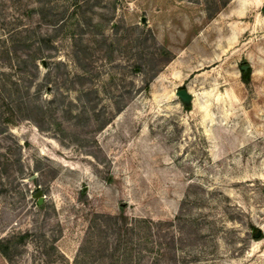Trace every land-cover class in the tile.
<instances>
[{
  "label": "rangeland",
  "instance_id": "374dc122",
  "mask_svg": "<svg viewBox=\"0 0 264 264\" xmlns=\"http://www.w3.org/2000/svg\"><path fill=\"white\" fill-rule=\"evenodd\" d=\"M96 214L150 222L132 264H264V0H0L11 264H73Z\"/></svg>",
  "mask_w": 264,
  "mask_h": 264
},
{
  "label": "trees",
  "instance_id": "16d2710c",
  "mask_svg": "<svg viewBox=\"0 0 264 264\" xmlns=\"http://www.w3.org/2000/svg\"><path fill=\"white\" fill-rule=\"evenodd\" d=\"M74 5H77L76 2ZM242 80L245 84H250L251 70L242 73ZM149 87V83L146 84ZM186 109H190L189 104H185ZM119 109L118 111H120ZM150 224L144 219L123 218V223L118 217L104 214H96L90 227V235L86 245L82 247V252L73 264L88 263L89 261H100L101 264H132L134 260L133 239L138 234V229ZM115 234L117 239L114 248H109V236ZM32 234L29 232L10 235L0 238V254L11 264L13 262L12 251L18 245H25ZM98 239V246H91L92 239ZM94 244V243H93ZM56 251V246H52ZM96 250L95 256H87V250ZM84 252V254H83Z\"/></svg>",
  "mask_w": 264,
  "mask_h": 264
},
{
  "label": "water",
  "instance_id": "95a60500",
  "mask_svg": "<svg viewBox=\"0 0 264 264\" xmlns=\"http://www.w3.org/2000/svg\"><path fill=\"white\" fill-rule=\"evenodd\" d=\"M242 68V71L246 72L248 69H250V66L249 65H244L241 67ZM177 96L185 103V104H188L190 101H191V95L184 89L180 90L177 92ZM38 201H39V204L41 205L42 202H43V198L40 197V192L38 193ZM261 235V232L259 231L257 233V237H259Z\"/></svg>",
  "mask_w": 264,
  "mask_h": 264
}]
</instances>
